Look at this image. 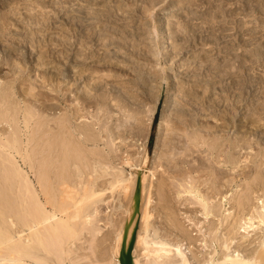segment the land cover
Here are the masks:
<instances>
[{
	"label": "rangeland",
	"instance_id": "rangeland-1",
	"mask_svg": "<svg viewBox=\"0 0 264 264\" xmlns=\"http://www.w3.org/2000/svg\"><path fill=\"white\" fill-rule=\"evenodd\" d=\"M0 79L12 86L11 101L15 105L9 106L8 113L16 116L18 110L19 137L28 155L31 154L29 148L37 145L41 132L47 130L43 134L49 140V135L54 134L52 130L57 128L39 124L37 129L38 117L44 113L50 118L65 113L71 116L75 135V127L88 125L98 139L97 143L83 141L81 151L76 149L77 155L74 150L70 154V148L66 156L59 141L65 135H61L64 134L61 130H53L57 135L54 137L58 138L54 142L55 149H50V145L55 146L47 144L43 135L35 146L37 159L44 155L49 159L45 158L47 164L51 162L44 168L51 177L62 176V173L57 175L58 168L60 172L67 168L63 175L68 176L69 172L72 181L84 180L92 188L104 190L101 199L98 198L100 203L94 202L95 206L99 205L100 212L98 205L95 208L90 204L91 208H88L93 213L97 210L106 225L93 241L87 230L77 237V250L74 247L71 254L72 259H78L74 260L77 264L87 260L82 257L85 255L93 260L99 256L105 262L133 199L137 196L139 206L135 216L138 220L148 195L152 197L148 212L152 214L149 221L153 234L184 240L191 248L195 262L202 261L213 249L219 256L221 248L214 244V248L204 247L202 235L185 222L186 218L201 223L204 235H208V224H215L219 239L250 207L240 208L236 204L238 201H232L231 206H222V213L229 206L234 213L230 226L229 223L220 226L222 216H203L200 204L191 198L194 194L189 196L187 193L178 199L175 192L178 185L189 181L193 186L196 183L200 193L216 197L213 200L217 205L226 192L240 188L244 191L246 181L252 182L249 185L257 191L256 195L264 189V179H261L264 178V0H0ZM162 94V111L158 123L154 124ZM37 110L40 112L37 117L25 123V112L37 113ZM14 125L4 121L0 124L1 134L6 127L13 133L9 127ZM188 132L201 140V145H192ZM239 135L244 138L240 143L242 150L235 146L232 149L238 157L239 170L210 164L214 162L211 156L221 159L224 156L222 149L228 151L232 140ZM27 138L31 140L30 144ZM43 139L46 148L41 146ZM209 139L213 144L217 143L213 151L219 149L213 155L208 154L211 149L205 140ZM222 140L228 141L223 144ZM40 147H44L45 150L41 148L43 153H39ZM49 153L51 156L48 157ZM20 159L18 157L20 167L35 184L28 163ZM63 160H67L68 167L62 168ZM145 161L150 172L143 180L141 168ZM107 163L109 166L105 165ZM79 169L83 170L84 176L79 174ZM137 169L140 170L138 174ZM211 171L217 173L213 176ZM256 171L263 177H255ZM120 172L122 177L134 176L126 194L120 187L111 190L112 193L107 186L114 175H121ZM255 178L256 183L253 182ZM210 181L218 182L212 192L207 184ZM186 199L189 201L185 202ZM193 199L195 204L191 202ZM92 212L93 218L96 213ZM102 221L99 223L103 225ZM139 223L136 231L141 229ZM236 231L229 230L231 234ZM240 235H233L231 250L246 254L256 241L251 243L253 246H248V238L253 236L246 237L247 240L243 238V242Z\"/></svg>",
	"mask_w": 264,
	"mask_h": 264
},
{
	"label": "bare ground",
	"instance_id": "bare-ground-1",
	"mask_svg": "<svg viewBox=\"0 0 264 264\" xmlns=\"http://www.w3.org/2000/svg\"><path fill=\"white\" fill-rule=\"evenodd\" d=\"M228 3H229V1H227V4ZM219 7H220V5H219ZM211 11H213V10H211ZM252 45H253V43H252ZM232 68H233V65H232ZM11 89H12V86L5 84V83L0 81V124L2 125V123L4 121L7 124H11V125H12V123L15 124L14 126L9 127V128H11V131H13V133H10L7 130V127H6V129H5V127L4 128L2 127L3 129H5V131L3 130V132H2L4 134H1V132H0V264H77V262L74 261L77 258L74 259V257H73V259H72V256H71L72 252L74 251V247L76 246L75 241L78 240L77 237L82 235L83 234L82 232L84 230H87V233L90 234V236H91V241H93L96 239V236H97V234H99L101 229H103V226L106 225V223L102 221L101 217L98 216L99 214L97 213V210H96V212L94 211L96 214L93 213L92 210H90V208H91L90 204L95 206V204H94L95 200L97 202H99L98 198L102 194H104V190L92 188L91 186L88 185V183H85V181L82 179L83 177L81 178V176L79 178H81L80 180H83L84 183H82L83 181L78 182L75 179L74 180L76 182L74 180L72 181L71 180L72 176L71 175L69 176V172H68V176L71 178H69L68 176H64L66 174L65 171L67 168H64L65 170L60 172V169L58 168L60 165L59 164L57 165L56 163H55L56 164L55 166L59 170V171H57V175H58V173H62V176H61V174H59V177L57 176L58 178L53 176L54 178H56V179H54L53 177H51L47 173L46 169H44V168H46V165L48 166L49 163H51V162H48V164H47V161L49 159H47L42 154L41 155L44 157H42L41 155L40 156L42 157V160H43V158H44V160L41 162V160H40L41 157L38 158L39 159L38 160L37 155H36V153H37L36 149L37 148H35V146L36 147L38 146V143L40 141L39 139L43 138V137H41L42 135L44 136L43 132L46 133L47 130L46 131L44 130L43 132H41L42 134L40 133V136L37 137L39 141L36 139L37 145L34 144L32 146L33 148L32 147L29 148V153L31 152V154L28 155L27 150L22 148L23 142L19 137V131H18L19 129L17 126V123L19 120L18 113H17L18 110L15 111L16 116L14 114H13L14 115L13 116L12 113L9 114L10 113L9 112V106L15 105V102L14 103L12 102L13 100H12L11 96H12L13 92L11 91ZM17 105H18V103H17ZM39 113H40L39 110H37V113H35L34 111H32V112L26 111L24 114V117H23L25 120V123H27L30 119H32L34 116L38 115ZM63 113H64V111H63ZM66 113H68V112H66ZM53 115H51V117H54ZM59 116H60V114H59ZM59 116L57 118H55V117L50 118L49 115H47V113L42 114L41 116L38 117V120L36 118L37 123H38L37 129H39V127L41 125H43L41 127H44V125H45L46 127L51 126V129H53L55 126H57V128L55 127V129H53V130H56V131L61 130L60 133L63 131L64 134H61V135H65V136H62L64 138L61 137L59 141H60V144L62 143V149H63L64 155L67 156V152L70 150V148L72 149V150H70V154H71V151L74 150L75 153L77 152L76 153V155H77L78 151L79 150L81 151L80 147H81L83 141H85V142L95 141L96 142V140H98L96 138V135L94 136L95 132H92V129H90L88 125L87 126L85 125V127H84V125L75 127L74 130H75V132H77V135H75L73 132V128L71 127V120H70L71 116L69 117L65 113L62 114V116H60V117ZM82 122H84V121H82ZM82 122H81V124H82ZM33 123H36V121H34ZM39 124H40V126H39ZM34 126H35V124H34ZM103 126H104V124H103ZM35 127H37V125ZM49 130L50 129H48V131ZM53 130H52V132H54L55 135L51 134L52 137L49 135V137L51 138V139H49V140H51L50 142L46 138V136H44V138L47 139V144H54L55 140L58 139V138L54 137L57 135H56V132ZM37 131H39V130H37ZM5 133L6 134L8 133V135H5ZM34 134L36 135V132ZM34 134H32V136H34ZM1 135H5V138L4 139L1 138ZM58 135H60V134H58ZM187 137H189V139L192 140V145L196 144L195 147H197V144L201 145L199 143V141H201V140L198 141L197 137H192L190 133L187 135ZM235 138H234V140H232L233 141V143H231L232 147L229 148L228 151L222 149L223 150L222 153H224V156L223 155L222 156L224 157V159L222 156H221V159H219L220 157H218L216 155L218 157V159H217L216 157H214L215 156L214 155L213 157L211 156V158L214 159V162L213 163L209 162V163L212 165H215V163H217V164L223 165L224 167H232L234 169V171H235V168H237V167L239 168L238 157L234 153H232V149H233V146H235L236 149L238 147L240 150H242V145H240V143L243 141L244 138L241 137L240 135L235 137ZM30 139H31V137H30ZM30 139H28V140H30ZM214 139L215 138L213 137V141H214ZM216 139H218V138H216ZM32 140H33V137H32ZM44 140L45 139H43V142H42L43 145H41V146H44L46 148L45 143H44L46 141H44ZM196 140L198 141V143ZM210 140L211 139H209V141L208 140H205V141H206V143L207 142L209 143L208 144V145H210L209 149H211V151L208 154L213 155V153L219 151V149L217 147V151H213L215 149V146H217L216 145L217 143L213 144L214 142L211 140V142H212L211 143ZM106 141H107V139H106ZM216 141L217 140H215V142ZM222 141H223L222 143L224 144L225 141H228V140H225V141L222 140ZM30 143H31V140H30L29 144ZM73 143H75L77 146L74 145ZM223 144H221L220 147H222ZM50 146H51L50 147L51 150H52V148H54V149L56 148L55 144H54L55 147H53L52 145H50ZM60 146L61 145H59V147ZM44 147H40L39 150H41V148L43 149ZM171 148H170V150H171ZM192 148H194V147H192ZM50 149H47V150H50ZM76 149L77 150L79 149V150L77 151ZM30 150H32V151H30ZM43 150H45V149H43ZM43 150H41L40 152L38 151V152L41 153ZM86 150H88V149H86ZM239 152H241V151H239ZM46 153H48V152L46 151ZM46 153H45V155H46ZM50 153H52V152L50 151ZM50 153H49L48 157L51 156ZM59 153H60V149H59ZM208 154H207V156H208ZM68 155H69V153H68ZM79 155L81 156L80 153H79ZM94 156H96V155H94ZM18 157L21 158L20 160H22L24 162L26 161L28 163V167L32 171V176H34V179L36 182L35 184L33 183V181L26 175V173L20 167V165L18 163ZM45 158L47 161H45ZM67 158L68 157H66V159ZM96 158H97V156H96ZM97 159H99V156ZM103 159H105V158H103ZM209 159H210V156H209ZM76 160H78V159H76ZM239 160H241V159H239ZM66 161L67 160H65V161L63 160V162H65V165H63L64 164L63 163L61 165L62 168L65 166L68 167ZM38 162L39 163L41 162L42 164H40V166L37 167V165H39ZM61 162H57V163L61 164ZM76 162H78V161H76ZM86 163H87V160H86ZM108 163L105 165L109 166ZM144 163L145 164H143L142 168H141L143 171V173H142V179L143 180L146 177L145 175L149 171V170H147L149 168L145 167L147 165V161H145ZM71 164H72V162H71ZM90 164H93V163H90ZM75 165H77V164L75 163ZM87 165L88 164H86V166ZM255 165H256V163H255ZM255 165H254V169H255ZM260 165H261V163H260ZM61 166H60V168H61ZM81 166H82V164H81ZM130 166H134V165H130ZM50 167H51V164H50ZM50 167H49V169H50ZM56 167H55V169H57ZM98 168H96V169H98ZM87 169H88V167H87ZM81 170L82 169H79V171H81ZM99 170H100V168H99ZM82 171L79 172V174H82V176H84ZM86 171H88V170H86ZM54 172L55 171H53V173ZM64 172H65V174L63 175ZM139 172H140V170L137 169L136 174H138ZM108 173H110V172H108ZM108 173H107V175H109ZM215 173H217V172H215ZM215 173H213V176ZM257 173L258 172L256 171L255 177L257 175H259ZM120 174H121V172H120ZM151 174H153V173L151 172ZM97 175H99V174H97ZM97 175H95V176H97ZM55 176H56V172H55ZM102 176H104V175L102 174ZM123 176L124 177H122V174L121 175H114L113 179H111V181L108 182L109 185L107 184V186H109L110 192H112L111 190L116 191L115 189H117L118 187H120L121 191H124L123 192L124 194H126L127 191L130 190L129 188H131L130 186L133 182L134 176L127 177V178L125 177V175H123ZM150 176L152 177V175H150ZM259 176L263 177V174L262 175L260 174ZM259 176L257 177V179H259ZM97 178H99V177H97ZM215 178H217V177H215ZM261 179H264V178H261ZM54 180H56V181H54ZM95 181L93 180V182H95ZM251 181H253V179ZM256 181L257 180L255 178L253 182L256 183ZM262 181L263 180H261V182ZM246 182H245V185H246L245 189L242 187L244 189V191L240 188V189H236L235 191L230 192V193L226 192L227 194H224L221 197L220 204H218V205H217V203H215L216 200L215 201L213 200V198H216V197L212 196L213 198H211L210 196H207L205 194L200 193L199 189L197 187H195L196 183H194V186L192 185L193 182H192V184H189V183H191V181H189V183L186 182V184L183 183L184 185L180 183L179 184L180 186L178 185V190L176 189L177 191H175L177 193L176 197L184 196V194L186 195L187 193H188L187 195H189V196H191L190 194H192V195L194 194L193 196H191V198L192 197L195 198L197 200L196 203L200 204L201 211H203V216L204 215L205 216L212 215V216L216 217V215H221L223 217V218L221 217V221L219 220L220 226H223L224 224L227 225V223H229L231 217L233 216L232 214L234 212L230 211V208H231L230 206L232 205V204L230 205V203L232 201L234 203H235V201L236 202L238 201L236 204L240 208L246 207L245 205L250 207L248 212L245 210L247 213L242 215L241 217L238 216L239 218L238 219L236 218V220L233 221V223H232L233 227H231V229L228 227V230H227V232H229V230L230 231L232 230V232H234L235 229L237 231L233 234H231L232 232H229V233L226 232L219 239L216 237L217 226H215V224H213V225H212V223L208 224L209 227H208V229L206 228L208 230L207 231L208 235H206V234L204 235V234H202L203 230H202V226L200 225L201 223L195 222L193 220L194 218L193 219H191L189 217L186 218L185 222H187L189 225H192V227H195L197 229V233L200 236L202 235L203 240L202 239H200V240L203 241L204 247H210L211 248V246H212V248H214L215 245L216 246L218 245L221 248V251H220L221 254L219 256L216 252V249H213L212 252H209V254L207 256H205V258L202 261L195 262L193 257H192L193 253L190 250L191 248L188 247L187 243H185L184 240H182L180 238L168 239L166 237L163 238L162 236H156L155 234H153L152 231L154 229H152V227L150 228L151 221H149V218L152 214L150 215L149 214L150 210H148V206H149V204H151L150 202H151L152 197H150L149 195L148 196L146 195L147 199L145 200L146 202H144L145 204H143L144 207H143V210L141 211L142 215H141V219L139 218L140 220L139 219L137 220V218H136L137 215L135 216L136 211H138L137 208L139 206V205H137V201H136L137 196L135 197L136 200L133 199L131 206L126 211V215H127L126 221L122 224V226L115 233L114 243H113V246L111 249L112 251L110 252L111 254L107 258V260L105 262L101 261L100 258H98L99 256L98 257L96 256V258L93 260L91 258H88L89 255L88 256L85 255L82 257L87 258V260L80 263V264H120V260L123 258V255L127 252V249H128V246L131 242L132 236L136 232L135 227H136V224H138V221H140L139 225L141 226V229L139 228L140 230L136 232V242H135L134 250L132 252V264H264V189L261 192H258L260 194L256 195L255 192H257V191H254V189L252 190V186L249 185L252 182H247V184H246ZM217 183H216V181H210V183H207L209 185V189H211V192L214 191V188L216 189ZM179 187H181V188H179ZM262 188H264V187L262 186ZM106 191H108V190H106ZM217 192L218 191H216L214 193H217ZM252 192H254L256 195V196H254V200L252 197V195L254 193L252 194ZM151 194H152V191H151ZM179 197H178V199H179ZM182 198H180V199H182ZM100 199H101V197H100ZM236 199H238V200H236ZM187 200L188 199H186L185 202ZM196 200L193 199L191 202L194 203ZM252 200L254 202H252ZM227 204H229L230 206L226 210L223 211V213L226 212L223 215L222 206L225 207V206H227ZM97 205L95 206V208H97ZM88 207H90V208H88ZM87 208L89 209L90 214H89V211ZM95 208H93V209H95ZM98 208H99L98 212H100L99 205H98ZM247 209H248V207H247ZM240 210H242V209H240ZM91 212L93 214H95L96 216L93 215L94 217L92 218ZM242 213H244V212H242ZM95 217H100V219L94 221ZM100 220L103 222V225L101 223H99ZM174 221L175 220H173L172 222H174ZM174 223H176V222H174ZM172 225L176 226L173 223H172ZM229 226H230V223H229ZM239 233L240 234L243 233L242 234L243 236L241 237V235ZM237 234L240 235V240L243 238L249 237V236L250 237L253 236V238H254V236L257 235L256 238H254V240H253V238L250 239L252 241H250L248 238V244H250V245L247 244L248 246H253L251 243L252 242L254 243V241H256V242H255V245L253 247L249 248L250 250H248V251L246 250L247 251L246 254H243L244 251L242 253H240L239 250H236V249L231 250V245L234 243V239H235ZM84 235H85V233H84ZM164 236H166V235H164ZM217 236H220V235L217 234ZM207 238H208V240H207ZM244 240L245 239H243L241 241L245 242ZM246 240H247V238H246ZM87 241H88V239H87ZM87 241H85V242H87ZM213 244H214V246H213ZM218 246L216 248H218ZM138 247H140L139 248L140 252H138L139 250H137ZM89 249L91 250L92 247L89 246ZM76 250H77V248H76ZM241 251H242V249H241ZM74 255H76V254H74ZM78 257H79V260L82 259L79 255H78ZM77 261H78V259H77Z\"/></svg>",
	"mask_w": 264,
	"mask_h": 264
},
{
	"label": "water",
	"instance_id": "water-1",
	"mask_svg": "<svg viewBox=\"0 0 264 264\" xmlns=\"http://www.w3.org/2000/svg\"><path fill=\"white\" fill-rule=\"evenodd\" d=\"M164 103V95L162 94V97L158 103L156 114L154 117V124H157L160 118V114L162 111ZM137 232V231H136ZM136 232L133 234L131 242L128 246L127 252L123 255V258L120 260V264H132V252L134 250L135 242H136Z\"/></svg>",
	"mask_w": 264,
	"mask_h": 264
}]
</instances>
